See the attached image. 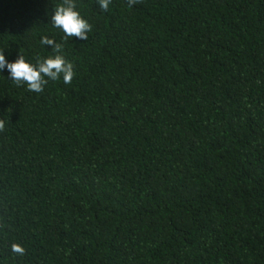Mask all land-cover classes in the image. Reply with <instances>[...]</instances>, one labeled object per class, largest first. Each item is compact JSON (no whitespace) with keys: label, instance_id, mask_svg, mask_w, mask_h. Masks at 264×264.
<instances>
[{"label":"trees","instance_id":"trees-1","mask_svg":"<svg viewBox=\"0 0 264 264\" xmlns=\"http://www.w3.org/2000/svg\"><path fill=\"white\" fill-rule=\"evenodd\" d=\"M0 0V264H264V0ZM19 247L16 252L13 248Z\"/></svg>","mask_w":264,"mask_h":264},{"label":"clouds","instance_id":"clouds-1","mask_svg":"<svg viewBox=\"0 0 264 264\" xmlns=\"http://www.w3.org/2000/svg\"><path fill=\"white\" fill-rule=\"evenodd\" d=\"M110 2L111 0H99L100 8L108 10ZM50 20L66 37L84 41L91 31V25L77 10L76 0H63L61 4L55 6ZM41 43L48 46L54 54L38 59L36 63H32L19 53L15 60H9L5 53L0 51V73L6 71L8 78L17 85H26L29 91L37 93L44 90L48 80L56 81L62 78L65 84H70L75 73L72 63L61 54V45L48 38L42 39ZM13 250L21 251L15 246Z\"/></svg>","mask_w":264,"mask_h":264}]
</instances>
